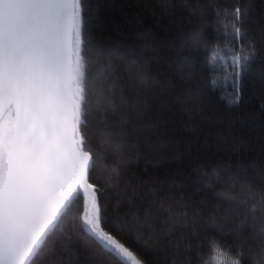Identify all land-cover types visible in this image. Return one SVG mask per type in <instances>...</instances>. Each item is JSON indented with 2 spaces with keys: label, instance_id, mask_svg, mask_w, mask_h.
<instances>
[{
  "label": "snow or ice",
  "instance_id": "6c2138e0",
  "mask_svg": "<svg viewBox=\"0 0 264 264\" xmlns=\"http://www.w3.org/2000/svg\"><path fill=\"white\" fill-rule=\"evenodd\" d=\"M185 6L199 14L198 27L179 38L178 49L174 43L166 47L203 52L214 69L210 82L194 59L159 56L151 31L137 33L143 43L135 53L103 47L93 36L94 14L85 0H0V264H37L39 257L68 250L73 233L120 264H139L108 225L127 227L129 233L146 227L158 239L155 222L161 215L170 227L187 223L188 202L174 197L169 202L160 194L163 185L141 179L129 166L141 159L179 158V151L169 155L165 150L170 141L164 139V125L177 115L187 117L193 132L205 131L202 123H219L222 117L213 121L208 115L215 111L212 91L219 90L229 105L242 103L245 80L255 74L253 63L264 53L258 54L248 39L250 0H237L230 9L215 0ZM209 8L216 9L214 28L226 37L227 47L206 36ZM146 51L157 55L145 57ZM152 61L177 67L171 75L153 73ZM259 79L254 98L264 115V73ZM217 139V150L249 149L231 128ZM106 155L114 158L109 171L122 180L114 193L90 178ZM213 172L230 188L216 193L227 206L208 227L234 232L245 256L264 264V166L217 165ZM236 187L239 191L232 192ZM81 193L82 206L74 213ZM107 196L129 205V211L106 214ZM139 207L145 209L143 216L132 210ZM246 227L253 230L254 243Z\"/></svg>",
  "mask_w": 264,
  "mask_h": 264
},
{
  "label": "trees",
  "instance_id": "16d2710c",
  "mask_svg": "<svg viewBox=\"0 0 264 264\" xmlns=\"http://www.w3.org/2000/svg\"><path fill=\"white\" fill-rule=\"evenodd\" d=\"M94 14L93 36L105 48L119 47L121 51L135 53L143 43L138 39L137 33L151 31L154 37V47L159 49V56L175 59L177 54L185 59H194L204 77L209 80L214 71L207 62L203 52H179L166 47L170 43L179 48L182 35L195 30L199 24V14L193 15L185 4L196 7L204 5L208 0H85ZM221 8L230 9L237 0H215ZM252 8L249 19L246 21L248 39L259 53H264V0H250ZM240 4H247L249 0H239ZM208 27L206 36L210 42L217 39L222 47L226 37L223 33L217 34L214 28L216 9L209 8L206 14ZM152 51L144 52L145 57L156 56ZM210 55V53H208ZM118 63V62H117ZM177 65L157 64L152 61L150 70L165 72L171 75ZM255 74L244 83L243 102L238 105H229L227 100L221 99L219 90L212 91L210 97L211 109L208 115L213 121L216 116L222 117L219 123H202L205 131L193 132L187 124L185 115H177L175 120L168 121L162 131L164 139L170 141L169 155L179 151L177 159H167L164 162L145 163L143 159L131 164L132 172L145 181L153 182L157 187L163 185L161 195H167L169 202L174 197L183 199L190 205L187 223L170 227L165 218L155 222V229L161 233L158 239L149 235L148 228L129 233L127 227L121 229L115 225H108L119 233L120 239L126 244L133 255L142 264H253L252 258L245 256L244 250L236 246L234 232L220 233L215 228L208 227V221L213 216L223 214L227 206L223 197L217 192L230 188L213 172L220 166L237 165L257 167L264 166V152L260 147L264 145V115H260L257 100L261 81L259 76L264 73V59H257L253 63ZM187 71V69L185 70ZM163 79V76L160 77ZM253 114H255L253 116ZM197 117V121H198ZM233 136H240L249 145V149L241 148L240 152L217 150L218 135L227 136L229 130ZM207 140V143H205ZM114 163L111 155L98 161L96 167L90 171V178L105 186L107 193H114L122 186V180L117 174L111 173L109 167ZM222 176L223 173L221 172ZM118 181L120 183H118ZM211 185V187H208ZM103 191V190H101ZM238 192L239 188H232ZM105 193V195H107ZM101 199H105L102 195ZM106 214L112 210L128 212L129 205L121 202L115 196H107ZM81 199L78 197L73 205V212L81 208ZM219 206V208H217ZM199 209V215L195 210ZM143 216L145 209L139 207L132 209ZM195 215V219L193 216ZM170 229V230H169ZM245 234L253 243V230L244 229ZM37 264H120L118 260L104 253L97 245L89 244L87 237L81 239L75 233L69 242L68 250H57L49 255L37 258Z\"/></svg>",
  "mask_w": 264,
  "mask_h": 264
},
{
  "label": "water",
  "instance_id": "95a60500",
  "mask_svg": "<svg viewBox=\"0 0 264 264\" xmlns=\"http://www.w3.org/2000/svg\"><path fill=\"white\" fill-rule=\"evenodd\" d=\"M78 197L81 199V204H82V203H83V194H82V193L79 194ZM136 259H137V258H136ZM137 261H139V260L137 259ZM119 262H120V261H119ZM126 264H131V261H127ZM139 264H142V263L139 261Z\"/></svg>",
  "mask_w": 264,
  "mask_h": 264
},
{
  "label": "clouds",
  "instance_id": "9594fccd",
  "mask_svg": "<svg viewBox=\"0 0 264 264\" xmlns=\"http://www.w3.org/2000/svg\"><path fill=\"white\" fill-rule=\"evenodd\" d=\"M233 264H239V261H233Z\"/></svg>",
  "mask_w": 264,
  "mask_h": 264
}]
</instances>
